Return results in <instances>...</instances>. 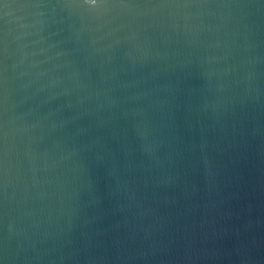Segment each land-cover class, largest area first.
<instances>
[{"label": "water", "instance_id": "95a60500", "mask_svg": "<svg viewBox=\"0 0 264 264\" xmlns=\"http://www.w3.org/2000/svg\"><path fill=\"white\" fill-rule=\"evenodd\" d=\"M0 264H264V0H0Z\"/></svg>", "mask_w": 264, "mask_h": 264}]
</instances>
